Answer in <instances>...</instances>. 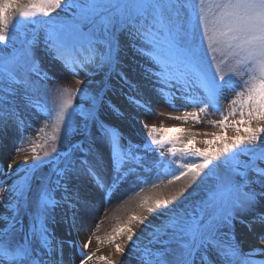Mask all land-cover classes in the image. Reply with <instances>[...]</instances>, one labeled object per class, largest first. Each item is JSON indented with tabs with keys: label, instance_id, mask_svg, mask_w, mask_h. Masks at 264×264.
Listing matches in <instances>:
<instances>
[{
	"label": "snow or ice",
	"instance_id": "obj_1",
	"mask_svg": "<svg viewBox=\"0 0 264 264\" xmlns=\"http://www.w3.org/2000/svg\"><path fill=\"white\" fill-rule=\"evenodd\" d=\"M122 41L151 63L145 72L158 97L166 103H171L169 97L183 101L184 116L176 119L190 117L199 122V113L212 108L223 117L213 123L222 129L234 127L236 135L205 133L213 138L203 140L205 147L199 148L195 134L186 142L172 135L185 129L143 124L145 143H125L119 129L99 118L103 90L94 94L87 86L74 91L61 86L36 56L42 46L51 61L73 75L83 72L91 78L103 72L107 78L120 65ZM225 65H229L227 71ZM245 73L248 78L242 83L234 79ZM117 74L126 79L123 73ZM226 90L235 92V97L224 115L221 102ZM77 97L80 104H74ZM83 101H89V106ZM132 102L154 114L150 101L133 98ZM21 105L46 121L54 120L67 147L57 151L54 145V156L38 157L15 180L11 163L7 172H0L4 177L0 203L9 213L0 214V264H64L65 243L76 249L79 264H89L95 256L86 251L91 238L83 244L78 239L57 241L48 227L52 210L63 204L71 212L70 216L65 212L68 235L78 234L94 207L78 194H67L69 177L86 168L108 203L124 182L139 180L140 171L158 167L167 174L173 166L176 169L168 182L182 178L188 182L171 200L156 199L154 206L147 207L159 223L145 224L147 217H131L152 227L148 243L159 247L139 248L131 224L115 229L108 242L126 235L130 251L140 252L141 264H264L256 259L264 255V248L241 252L230 235L236 213L251 211L264 201V0H0V127L13 121L21 133L20 143L30 127ZM188 107L198 111L188 112ZM237 115L238 119L229 120ZM93 130L108 148L111 173L107 177L89 166L88 155L95 156ZM75 136L79 138L73 140ZM52 140L59 142L61 136L54 135ZM165 145L182 162L165 159L159 151ZM149 152H157L159 159L145 168ZM80 153L85 154L83 159ZM44 166H49L48 171L39 172ZM193 184L196 187L189 197L197 199L185 197L184 207H169ZM58 192L64 193L59 199ZM22 215L29 216L27 229ZM254 225L264 229V214L247 221L250 230ZM96 239L102 243L99 236ZM259 239L264 242V232ZM115 252L123 255L125 246L115 243ZM98 259L117 264L107 256Z\"/></svg>",
	"mask_w": 264,
	"mask_h": 264
},
{
	"label": "bare ground",
	"instance_id": "obj_2",
	"mask_svg": "<svg viewBox=\"0 0 264 264\" xmlns=\"http://www.w3.org/2000/svg\"><path fill=\"white\" fill-rule=\"evenodd\" d=\"M122 50L120 51V65L115 74L117 73H123V72H129V74L132 75L133 80L128 79L127 82V89L124 91V97L120 99V96L118 95L119 86L117 84L113 83L111 86V90L109 92V95L111 96L108 100H113L114 103L111 102H104L101 107V116H99L100 120L104 121L109 126L117 127L120 129H126L131 124H148L149 126L157 125L163 126V127H175L177 129L182 128L185 129V131L193 132L194 134L201 135V132L206 133H217V134H223L226 132V134H229V136H232V133L234 132V127L229 126L227 129H222L221 126L218 123H214L215 126L210 127H197V123L191 119L190 117L185 120L184 123H177L173 119V117H183L184 116V107H182L183 101L176 99L172 100L171 97H169V100L171 103H166L164 99L157 96V94L154 91V82L153 80L146 75L145 69L152 67L151 65H142L140 64L138 67V70L136 68H132L130 66L131 60L134 56V51L131 49L129 45L124 44L122 41L121 44ZM121 60L127 61V65L122 63ZM131 67L132 69H130ZM107 71V70H105ZM103 74L101 72L100 74L94 75L99 76ZM92 76V77H94ZM80 80L78 77L76 79H68V82L70 85L77 84L76 81ZM91 83H89V79L84 80V82L90 86V88H93V85L95 87L99 85V82L95 81L94 78L90 79ZM197 94H201V90L196 89L195 90ZM123 92V91H122ZM235 97V92L228 91V93L225 95V98L222 100V106L224 109V115H227L229 110V102L232 98ZM133 98L140 99L142 101H150L151 102V110L154 114H150L149 112H146L143 108H138L133 102ZM84 105L86 101H83ZM155 105L153 107V105ZM174 103L175 107L171 106V104ZM176 108V110H175ZM116 109H119V111H116ZM178 109V110H177ZM21 111L25 118H28L32 121H34L36 125V129L41 127L45 123V119L43 120V117L40 113H37L35 111L25 110L23 109V105H21ZM188 112L192 111H198L197 109H194L192 107L187 108ZM199 117L201 120L204 118L205 120H209L212 123L216 121H220L223 117L221 114L215 112L212 108H209L207 112H201L199 113ZM239 116L230 117L229 120L232 119H238ZM27 119V120H28ZM243 127V126H241ZM13 133V130H12ZM93 137L94 142L92 145L93 152L95 153V156L89 154L88 160H89V166H95V169L97 173H99L101 176L107 177L111 173L110 168V160H109V154L106 152L107 145L104 144L99 138H96L95 130H93ZM79 138V137H78ZM76 138V139H78ZM20 139V138H19ZM75 139V140H76ZM18 141V139H17ZM9 147H1L0 149V155L2 162L1 165L4 166L5 164H12V170L15 168V171H12V176L16 177L19 172H21L24 168H22L25 165V160L19 159L18 164L14 166L16 161H11L8 158V152ZM168 148L163 150V153L165 154V158H167ZM79 158H84V153L78 154ZM159 159V155L157 152H149L145 156L146 160V168L153 165L157 160ZM96 160H99L100 163L96 164ZM11 161V162H10ZM1 166V172H7L4 168ZM21 167L20 169H18ZM18 169V170H17ZM170 172L173 174L172 170H169L167 174L158 167H151V170H143L140 171V179L139 180H129L124 182L119 190L115 192L110 202L105 203L101 197V193L97 188V182L94 180L93 176L89 174L86 168H82L79 173L73 174L69 177L68 180V195L78 194L80 199L85 202L91 203L94 207L93 209L88 213V215L85 217V224L80 229L79 233L73 232L72 235H68L69 231V225L67 222V219L65 217V212L67 211L66 205H60L61 206V219L63 222V229H64V235L63 237H55L57 241L59 240H79L81 244L87 242L89 238H91V244L90 247L86 250L89 253L95 252V255L100 256H107L110 259H113L117 261V263L120 262V257L122 256L119 253L115 252V243H120L121 245L125 246V251L129 247V243L127 242L126 235L119 237L114 243H109V237L115 234V229L121 227V226H128L131 224V227L134 231H137L141 228H145V225L139 224L137 221H131V217L133 215H137L140 217H147V220L149 217L155 218L154 214H149L147 212V207L154 206V202L156 199L161 198H168L171 200V196L176 193L181 187H184L187 184V179L182 178L179 181H174L173 183H169L168 181L170 178ZM14 173V174H13ZM1 179L3 180L4 177L1 175ZM15 178H12V180ZM191 188V187H190ZM189 189V188H188ZM193 189L186 191L183 195L177 196L174 202H177L184 207L185 197H189V193H192ZM64 193L58 192L57 197L60 198L61 195ZM195 196V195H193ZM191 196L190 198H192ZM196 198H194L195 200ZM171 202V203H172ZM145 204V207L144 205ZM160 210L158 209L157 212ZM5 210L3 208L0 210V214H4ZM67 215L70 216L71 212L67 211ZM151 218V219H152ZM145 224L146 221H145ZM98 228V230H97ZM260 228V227H259ZM259 228L255 229H249L246 226L244 228L240 229V234L242 235V239L245 243V250L250 251L253 248L256 247H263L264 244L261 243L258 238L259 235L264 232V229H260L261 232L258 231ZM94 233V234H93ZM99 236L101 238V242H98L96 237ZM97 249H99L97 251ZM53 256H55V253H53ZM264 258V256L262 255ZM79 259L80 257L76 251L75 248H69L68 244H64V264H73V261ZM95 264H106L105 261L98 260Z\"/></svg>",
	"mask_w": 264,
	"mask_h": 264
},
{
	"label": "rangeland",
	"instance_id": "obj_3",
	"mask_svg": "<svg viewBox=\"0 0 264 264\" xmlns=\"http://www.w3.org/2000/svg\"><path fill=\"white\" fill-rule=\"evenodd\" d=\"M61 15H64V13H60ZM53 15H56V13H54ZM19 33H18V37H19ZM10 51V48L8 49ZM134 51V50H133ZM36 56L37 58L40 60L41 66L42 68H44V70L48 71L50 75H54L56 76V78L60 81L61 86H66L71 90H75L77 87L80 88H84L85 86H87L89 88L90 91H92L94 94L96 92H100L101 90H103V100L101 102V104L99 105V116H101V107L102 104L104 102H111L114 103L113 100H108L111 98V96L109 95V92L111 90V86L113 83L117 84V86H119V93L118 95L120 96V99H122L124 97V91L127 89V82L128 79L133 80L132 75L129 74V72H123L124 77L122 78L120 75L115 74L114 72H112L110 75L107 76V78H105L104 73L99 75V76H94L91 77L92 79L94 78L95 81L99 82L100 86H96L93 85V88L90 86H88L85 82L84 84L81 85H70L68 82V79H76L77 77L80 80H86V79H91V78H86L84 73L81 72L78 76L77 75H73L72 73L65 71L64 69H62L59 65L58 62H54L51 61L50 57H48L46 55V53L43 51L42 46L39 47L36 51ZM119 61H120V54H119ZM122 63L124 64H128L127 61L121 60ZM140 64L142 65H151V63L147 60V58L140 56L139 54H137L134 51V56L133 59L131 60L130 66L132 68H136V70H138V67ZM152 66V65H151ZM131 67H129L130 69H132ZM229 65H225V71L228 70ZM248 78L247 73L244 74L243 78L241 77H234L235 80L240 81L241 83L243 82V80H246ZM105 84L107 85V87L105 88ZM123 91V92H122ZM229 90L225 91V95L228 93ZM147 101V100H146ZM81 100L79 97H77L74 101V104H80ZM90 104L89 101H86L85 103V107H88ZM153 105V103H152ZM155 105H153L154 107ZM176 110V108H175ZM178 110V109H177ZM71 111V110H70ZM43 120L45 121V123L36 129V125L34 123V121L25 118V121L27 122L28 125H30V127H26L24 130V136L25 139L23 140L22 143H20L19 141L21 140V133L17 130V127L15 125V123L11 120L7 121L2 127H0V149L3 145V147H9V150L7 152L8 154V158L11 161H16L17 163L14 164V166H16L19 162L18 160L23 159L25 160V165L22 168H25L26 166L32 165L34 163V161L37 160V158H43V159H47L48 157L45 156V153H48V156H54L55 152L52 151L53 146H56L57 151H63L64 149H66L67 147V142L63 141L62 139V130L60 133H57L56 131V125L54 120H47L46 118L42 115ZM28 119V120H27ZM173 119L175 122L177 123H184L185 120L184 119H176L175 117L171 118ZM196 122V121H195ZM197 123V127H210V126H215L214 123H212L209 120H205L204 118L201 120H199V122ZM257 123L255 121H253L252 123V127H256ZM113 127V126H111ZM158 128H169V127H163L162 125L159 126L157 125ZM117 128V127H115ZM119 129L120 133L126 138L125 139V143L127 142V140H131L133 143H139V144H143L146 141V135H147V129H145L143 127V125H138V124H131L129 125V127H127L126 129ZM13 130V133H12ZM234 132L232 133V136H229V134H226L227 137L231 138L234 137L236 135V131L235 128L233 130ZM206 132H201V135H197L195 134V140L197 141L196 143V147L199 148H204L205 145L202 143L203 140L205 139H212L213 137L210 135H205ZM193 132L188 131H184V132H174L172 133V135H178L181 137L182 141H187L189 139L193 138ZM54 135H59L61 136V140L59 142L57 141H53L52 137ZM240 135H244L243 131H241ZM20 138V139H19ZM76 138H78V136L73 137V140H75ZM18 139V141H17ZM180 145H178L177 147H179ZM170 145H165L162 149H159L160 152H163L164 149H169ZM35 148V152H33V149ZM19 149V150H18ZM108 152V148L106 149ZM109 154V152H108ZM0 159H1V155H0ZM165 159H175L177 161V164H179L180 162H182V157L178 154L176 157H172L170 155V153H167V158ZM10 161V162H11ZM1 161H0V172H1ZM48 167L49 166H44L42 169L39 170V172H47L48 171ZM2 168H4L6 171H8L7 168V164L4 163V166H2ZM21 167H19L18 169H20ZM146 168V166H145ZM17 169V170H18ZM176 169V166H173L172 172H174ZM12 171L16 172V169L14 168ZM14 174V173H13ZM23 172H19L18 175H22ZM17 175V176H18ZM170 175L172 176V173L170 172ZM16 177L15 178L17 179ZM170 176V178H171ZM13 179V180H15ZM0 180L1 179V175H0ZM12 182V180H9L8 183L10 184ZM198 183V181H197ZM196 187V184L192 185V189H194ZM255 187V185H254ZM191 188L187 189L190 190ZM189 196V195H188ZM56 198L57 197V193H56ZM194 198L197 199L196 196H193L192 198L189 197V200H194ZM7 201H5L6 203ZM145 207V204H143ZM173 205H180L177 202H172L169 204V207H172ZM181 207H183L181 205ZM3 208V210H5L4 214H9L7 209L5 208V204L4 203H0V210ZM256 214H264V201H261L260 204H258L257 206H255L251 211L248 212H240L238 211L236 213V218L233 221V227L231 229L230 235H233L235 237V243L239 246L241 252H248L247 250H245V243L244 240L242 239V235L240 234V229L244 228V226L247 225V221H250L254 215ZM155 218L149 217L148 220H146V223L148 224L149 222H152V224H157L159 223V221L156 218V214H154ZM22 220H23V225L24 228L27 229L30 223V219L28 215H22ZM152 218V219H151ZM241 221H244V223H242ZM48 227L50 229V231L53 233L54 237H63L64 235V229H63V222L61 219V206L56 207L52 210V214H51V218L48 220ZM248 227V226H247ZM259 228V226H253L252 230L255 228ZM259 228L258 231H260ZM152 231V227H145V228H141L137 231H134L136 233V236H134V241H136V244L139 248H144V247H151L153 249L158 248L159 245H149L148 241L149 239H151V237H149L148 233ZM224 231L228 232L229 230L226 228L224 229ZM262 234V233H261ZM260 234V235H261ZM259 235V236H260ZM137 237H139V239L137 240ZM258 240L264 244V242H262L259 238ZM132 248V245L130 244L128 249L125 251V253L120 257V262L117 264H141V261L138 259V257L140 256V252L138 251H130V249ZM264 248V246L262 247ZM264 256V255H263ZM98 257H100V255H95L93 257V260L89 262V264H95L99 259ZM256 259L259 260H264V258L261 256H257ZM73 264H79V259L73 261Z\"/></svg>",
	"mask_w": 264,
	"mask_h": 264
}]
</instances>
